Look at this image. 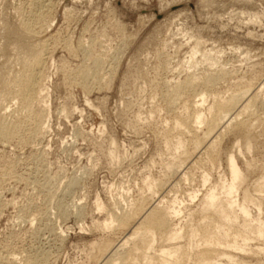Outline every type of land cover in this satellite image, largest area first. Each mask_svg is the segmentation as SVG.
I'll list each match as a JSON object with an SVG mask.
<instances>
[{
    "label": "rangeland",
    "instance_id": "rangeland-1",
    "mask_svg": "<svg viewBox=\"0 0 264 264\" xmlns=\"http://www.w3.org/2000/svg\"><path fill=\"white\" fill-rule=\"evenodd\" d=\"M36 12L46 22H36ZM39 55L44 94L29 114L39 112L44 129L31 135L36 120L12 114L20 107L12 96L24 65ZM97 57L102 70L84 87L82 73L95 70ZM0 74V115L23 118L20 131L0 137V264L11 255V264L138 263L143 254L124 256L143 244L145 230L115 254L110 248L124 236L115 219L151 199L167 209L175 198L173 227L183 234L163 244L177 263L159 255L156 239L142 264L152 253L165 264H191L211 244L198 231L205 224L217 226L222 242L231 240L223 223L252 238L238 244L264 251L263 177L248 178L234 196L239 205L243 193L260 204L244 202L253 222L236 210L222 219L202 211L205 194L230 180L209 161L208 121L194 110L201 96L225 101L241 86L264 101V0H0ZM187 79L194 85L175 97ZM182 237L189 254L177 249ZM244 256L264 264V253Z\"/></svg>",
    "mask_w": 264,
    "mask_h": 264
},
{
    "label": "bare ground",
    "instance_id": "bare-ground-1",
    "mask_svg": "<svg viewBox=\"0 0 264 264\" xmlns=\"http://www.w3.org/2000/svg\"><path fill=\"white\" fill-rule=\"evenodd\" d=\"M43 7L45 6L43 5ZM35 14L37 17V12ZM45 14L47 13L45 12ZM45 18L46 16L44 17L42 13L41 15L39 14V16L34 20L36 22L43 23L44 20V22H46ZM28 27L30 26H27V28ZM42 60L43 59L41 58V56H35L32 61L30 60L31 62L24 65V70L19 75L21 76L20 80L14 78V82L17 83L18 89L14 90L12 98L18 100L20 107L17 108V111L15 109L14 113H11L15 115V112H18V114L20 113L19 115H21V112H25V114L28 115L27 117H29V119L30 117H33L31 118L33 119L32 121L36 120L34 122L35 126L32 129L30 128L31 130L29 133L31 135L36 134L37 132L40 133L39 131L42 132L44 129L43 123L41 122V124L39 123V121H37L40 118V113L34 112L35 114H29V110L44 94L42 92L43 89H41L38 85V82L40 80V63ZM93 65L95 69L94 71H89L88 69L85 70L84 73H82V77L84 80H81L80 82L84 87L87 86L86 80L90 77V75L97 78L99 73L97 69L100 70L102 68V60L97 57V59H94ZM1 77L3 79L4 76ZM2 79L0 78L1 83H3ZM194 83V79H187L184 82L178 83L176 87L174 86L175 88L172 86L170 88H174L173 95L175 97H177L178 95L179 97V94L181 95V91L183 89H187V87L191 88ZM261 87L264 88V82ZM251 89L252 88H248V86L238 87L231 92L229 98L225 101L221 100L219 95L217 94H214L212 101L209 100L207 95H203L200 98L201 100L199 101V104L194 106L197 121L200 123H203L205 120L208 121V125L205 131L206 135L203 143L206 155L213 165H218L221 168V170L218 172V175L225 180H230L228 184L222 186L220 191L211 189L205 194V200L203 202L204 206L202 208V211L206 215L217 213L222 219L228 214L236 213V211H238L249 222H253V220L251 219L249 208L244 205V202L248 199L249 202L260 208V204L254 198L249 197V195H247L246 193H243V204L241 205H239L238 199L234 198L240 187L246 180H248V178H255L258 176L264 178V101H256L255 95L250 93ZM179 90L181 91L179 92ZM168 95H170V93ZM174 96L172 97L174 99L171 100L170 104L176 101V98ZM5 108L7 107L5 106ZM206 112L208 115L205 114ZM12 114H10V117ZM6 117L8 118V116ZM7 118H5L4 115H0V137L3 139H8L9 136L20 131L19 126L21 125L19 124L23 119L22 118L19 122V118ZM219 134L224 136V143L222 145H218L217 143V135ZM260 184L261 183H259L258 186L262 187L263 185ZM194 197H196V195L192 196V198ZM151 200L149 202L143 201L139 204L138 208L133 209V211L129 210L130 212L123 213L117 216L115 219L118 228L124 231V236L121 238L118 244H115L112 248H110L115 254L125 248L128 241L131 240V238L134 234L137 233V231L141 229L145 230V237L142 236L143 239L141 238L142 241L140 242L143 244L134 245V247L129 251V254H125L126 252L124 253L125 259H130L131 256L135 253L143 254L142 260L138 263L134 262V264H142V261L147 256V251L152 245H154L153 243L156 239H158V242H160V244H157L161 246H157L159 248V255L168 256L170 253L163 244H170L173 242L176 243L175 241L181 238V235L183 234L182 231H176V229H174L173 227L174 220L181 212V209L179 207L174 206V204H176L175 198L171 202L172 205L167 207V209L159 206V204H154L155 201L151 202ZM112 224L113 220H110V224H106V226H111ZM221 226L224 228V231L228 235H230L231 240L229 242H222L220 240L217 235L219 231H216L217 226L211 227L210 224H205L201 227H198V231L199 233H201L204 241H208L211 244H208L205 249L202 248V250H197L194 253L193 258L189 257V260H191V264H217L220 259L219 256L226 257V259L233 264H247L249 260L247 258L245 260L244 255H247L248 257V255L264 253L263 249L259 246L256 248H248L236 242L235 238L239 237L242 238L244 242L252 239L249 234L243 232H234L227 224L222 223ZM258 230L260 232L264 231V226H258ZM260 235L261 237H264L263 233H260ZM185 236H187V234ZM183 241L184 240L182 237V244H180L177 249H179L180 254H189L190 251L188 252V248L190 247L186 246L187 241H185V243H183ZM188 243L190 242L188 241ZM177 244H175V246ZM187 245L189 246V244ZM142 248L145 249L142 250ZM172 254L174 255L175 253L172 252L171 255ZM154 255L155 253L151 254L152 258H150V264H165L166 259H162L163 257L160 259L158 257H155ZM11 256L5 258L6 260L1 264H9L10 262H13L14 256L13 258ZM168 257L170 259L171 256L169 255ZM171 258L174 260V263H177L179 261V255H175L174 257L172 256ZM42 259L44 260L45 257H43ZM16 260L17 259H15V261ZM38 262H40V260L29 259L24 264H38Z\"/></svg>",
    "mask_w": 264,
    "mask_h": 264
}]
</instances>
